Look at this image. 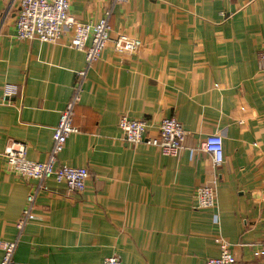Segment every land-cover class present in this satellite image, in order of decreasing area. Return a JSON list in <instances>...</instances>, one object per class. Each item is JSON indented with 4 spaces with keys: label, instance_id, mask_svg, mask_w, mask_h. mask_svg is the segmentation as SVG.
<instances>
[{
    "label": "crops",
    "instance_id": "crops-1",
    "mask_svg": "<svg viewBox=\"0 0 264 264\" xmlns=\"http://www.w3.org/2000/svg\"><path fill=\"white\" fill-rule=\"evenodd\" d=\"M19 9L0 0V241L16 242L11 264H206L224 243L235 264H264V0H70L77 21L111 9V38L142 42L117 52L110 41L89 66L72 28L55 43L18 40ZM6 84L18 93L4 99ZM80 85L78 132L56 164L87 168L86 190L46 179L20 229L39 181L15 172L5 150L22 142L29 159L47 160ZM123 115L145 120L147 137L177 118L185 147L172 156L126 142ZM212 134L224 138L216 170L201 148ZM214 181L218 208H198L197 188Z\"/></svg>",
    "mask_w": 264,
    "mask_h": 264
},
{
    "label": "built area",
    "instance_id": "built-area-1",
    "mask_svg": "<svg viewBox=\"0 0 264 264\" xmlns=\"http://www.w3.org/2000/svg\"><path fill=\"white\" fill-rule=\"evenodd\" d=\"M124 0H115L121 2ZM19 13L16 20V38L20 41L39 40L55 43L62 35L63 29H74L70 46L84 50L87 65H91L101 55L110 41H113L117 52H135L142 45L141 40L127 34H120L112 39L109 9L96 23H82L70 14V0H19ZM260 68L264 70V49L260 52ZM85 74V72H83ZM81 85L77 87L72 100L61 111L58 124L53 129V147L45 161H34L27 157V146L22 142H12L5 150V156L15 172L23 178H33L39 181L35 193L28 196V206L23 212V218L18 223L21 229L29 220L35 218L33 204L37 193L44 188L48 178L65 183L69 189L84 191L87 187L89 171L85 167L57 165V156L66 145L67 139L78 132L73 124L74 108L80 99ZM18 93L14 84L4 86V99ZM126 142L133 145L146 143L157 147L162 154L178 155L185 147L186 132L175 117L165 118L159 125V135L147 137L149 124L145 120L131 119L123 115L119 121ZM201 148L207 152L216 170L225 160L224 138L220 134L208 135ZM198 208H218L217 182L205 184L197 188ZM3 257L0 264H11L16 242L0 241ZM222 253L209 258L206 264H235L236 258L227 244L222 245ZM103 264H123L118 256H110Z\"/></svg>",
    "mask_w": 264,
    "mask_h": 264
}]
</instances>
